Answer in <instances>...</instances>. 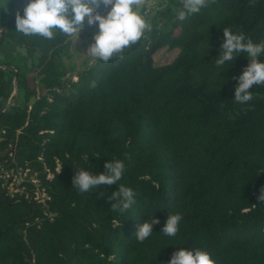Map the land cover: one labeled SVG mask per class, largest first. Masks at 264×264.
Segmentation results:
<instances>
[{"label": "trees", "instance_id": "16d2710c", "mask_svg": "<svg viewBox=\"0 0 264 264\" xmlns=\"http://www.w3.org/2000/svg\"><path fill=\"white\" fill-rule=\"evenodd\" d=\"M29 2L0 0V165L39 171L49 199L10 198L0 180V264H169L181 248L216 264H264V85L235 102L248 56L216 64L224 29L264 41V0H206L184 21L169 0L144 18L137 43L79 66L59 30L52 39L16 30ZM166 45L179 52L157 66ZM13 84L18 101L8 103ZM116 160L125 164L117 184L73 187L77 169L104 174ZM121 184L136 202L113 212L108 197ZM175 213L179 230L166 236ZM153 217L160 223L138 242Z\"/></svg>", "mask_w": 264, "mask_h": 264}, {"label": "clouds", "instance_id": "9594fccd", "mask_svg": "<svg viewBox=\"0 0 264 264\" xmlns=\"http://www.w3.org/2000/svg\"><path fill=\"white\" fill-rule=\"evenodd\" d=\"M144 0H30L24 8L23 16L17 13L16 30L25 35H39L52 39L53 30H59L71 37H80L87 27H96L99 31L94 35V43L87 49V55L108 62L124 49L137 43L144 31L149 28L145 19L134 10ZM184 10H178L177 19L184 21L188 14L198 13L206 6V0H178ZM110 9L106 15L99 11ZM224 42L216 60L217 66L233 61L236 54L243 52L248 56L249 64L237 78L234 101L247 103L252 99L250 89L254 85H264V62L259 57L264 56V41L253 43L243 33L233 34L229 29L223 30ZM123 59V56H120ZM106 173L93 175L84 169H77L73 179V187L83 194L93 188L104 185H114L122 179L125 171L123 161H110L105 164ZM63 168H59V174ZM103 196V194H101ZM99 198V197H98ZM264 201V192L258 198ZM113 212L127 211L135 204L134 191L124 185H119V190L108 197ZM180 213L170 214L162 229L166 236H175L182 220ZM160 221L155 217L139 225L135 237L143 243L153 232V226ZM169 264H216L211 254L201 249L191 251L181 248L173 253Z\"/></svg>", "mask_w": 264, "mask_h": 264}, {"label": "rangeland", "instance_id": "374dc122", "mask_svg": "<svg viewBox=\"0 0 264 264\" xmlns=\"http://www.w3.org/2000/svg\"><path fill=\"white\" fill-rule=\"evenodd\" d=\"M144 1H146V4L142 3L138 7L134 6V10L137 11L139 14H141V16L149 22V16L154 14L156 9L163 8L169 0H144ZM147 14L149 15L147 16ZM97 31H99V29L94 28L92 30L84 31L83 33L80 34V38L84 41L85 44H83V46L79 44V46L82 47L81 48L82 52L80 55H73L72 53L73 51H70L72 54V57L69 60V64L79 66L81 63H87L88 62L87 60H90L92 58L87 55V49L92 43H94L93 37H94V34L97 33ZM72 37L73 36L71 37L68 36L69 41H70V38ZM74 37H78V36L74 35ZM20 51L22 53L24 52L23 49H21ZM178 52H179V49L177 48L170 49L166 45L160 48L159 50H157L153 54V62L157 66L165 65L171 62L177 56ZM92 60L93 58L91 59V61ZM34 73L35 72L30 73V77ZM33 76H35V74ZM31 79L32 80H29L30 86H33V87L36 86L37 81L33 80V78ZM14 101H18V95L16 92L15 84H13V89L8 99V103H12ZM8 152H9V148H8ZM9 155L11 156V153H9ZM59 168H60L59 163H57L56 170H58ZM32 178L38 179L36 185L32 183L31 181ZM0 180H1V187L6 190V194L10 198L23 197L27 201H33L35 204H40L42 207H44L42 203H38L37 200L34 198L35 196H38L37 198L38 200L44 199V196L42 195L41 192H38V194L36 195L37 186L39 184H42V180L39 177V171H36L35 169L33 170L30 167L24 168V167H19L17 165H13V166L0 165ZM46 211L44 209V213L47 215H50V213L48 212L46 213ZM38 221L39 219H35L34 221L30 222V224L37 223Z\"/></svg>", "mask_w": 264, "mask_h": 264}, {"label": "built area", "instance_id": "2783aa9c", "mask_svg": "<svg viewBox=\"0 0 264 264\" xmlns=\"http://www.w3.org/2000/svg\"><path fill=\"white\" fill-rule=\"evenodd\" d=\"M143 3L146 4V1H144ZM107 10L108 9H104L103 7H101V9L99 11L101 12V14L105 15V14H107ZM94 28H98V25L96 27H87L84 31L92 30ZM84 31H82L81 33H83ZM56 171H58V170H56ZM45 173H46V179L51 180L53 178V172L49 171L48 169H45ZM31 181H32L33 184L36 185L38 179L37 178H32ZM38 192L42 193V195L44 196V199L38 200L37 199L38 196H35L34 198L37 200L38 203H42L44 206H46V201H47V199H49V196L47 195V193L45 191V187L42 184H39L37 186L36 195L38 194Z\"/></svg>", "mask_w": 264, "mask_h": 264}, {"label": "crops", "instance_id": "0c3cea01", "mask_svg": "<svg viewBox=\"0 0 264 264\" xmlns=\"http://www.w3.org/2000/svg\"><path fill=\"white\" fill-rule=\"evenodd\" d=\"M98 32V31H97ZM95 35V34H94ZM82 41V42H81ZM79 44H81L83 46L84 41L80 38V37H72L70 38V51H73V55H80L81 54V46H79ZM79 50V52H78ZM93 58V57H92ZM91 58V59H92ZM91 59L90 60H87V64L91 63Z\"/></svg>", "mask_w": 264, "mask_h": 264}]
</instances>
